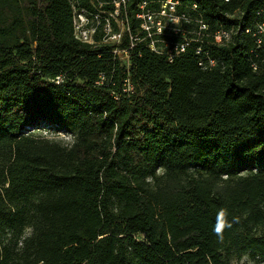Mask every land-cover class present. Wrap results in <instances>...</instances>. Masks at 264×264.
<instances>
[{"label":"trees","instance_id":"16d2710c","mask_svg":"<svg viewBox=\"0 0 264 264\" xmlns=\"http://www.w3.org/2000/svg\"><path fill=\"white\" fill-rule=\"evenodd\" d=\"M139 1L127 7L134 34ZM179 1L230 37L186 33L171 62L170 45L140 41L127 68L100 28L93 43L75 37L68 0H0V264H218L223 247L264 256V40L253 35L264 0ZM199 45L212 66L198 64ZM39 120L74 125L80 139L50 152L32 135L18 143ZM161 166L165 180L151 184ZM224 173V195L198 179ZM28 224L34 236L18 247Z\"/></svg>","mask_w":264,"mask_h":264},{"label":"built area","instance_id":"2783aa9c","mask_svg":"<svg viewBox=\"0 0 264 264\" xmlns=\"http://www.w3.org/2000/svg\"><path fill=\"white\" fill-rule=\"evenodd\" d=\"M73 14V33L75 37L83 42L93 43V34L100 28L102 33V43H112L116 47L112 49L117 60H121L129 67L130 49L134 48L137 42L146 41V46L158 53L163 52L165 47L166 57L169 62L184 51L188 42L176 41L178 37L185 38L186 33L195 35L194 40L198 38L211 37L213 42L221 43L230 37V31L219 29L213 33L207 32L208 26L202 18L196 16L191 18L184 11L178 12L177 6L181 4L179 0H140L136 2L137 8L134 18L138 23L136 34L132 33L130 25V16L127 7L129 0H91L94 10L90 11L85 7L78 5V0H68ZM229 1V0H225ZM110 6V9H107ZM190 9L196 11V4H192ZM264 12V10H263ZM258 13V12H257ZM190 23V29L181 25V22ZM196 26V27H195ZM256 30L253 35H257V43L264 40V22L256 23ZM250 29L247 28L248 32ZM141 34V38H139ZM124 35H127L128 46L119 48ZM180 35V36H179ZM168 38H167V37ZM171 38V39H169ZM175 38V39H174ZM185 40H187L185 38ZM160 44V45H157ZM162 45V46H161ZM195 54L203 55V59H198V64L202 67L212 66L214 60L208 55V52L202 51L199 45L195 49ZM116 57H114L115 59ZM131 78L124 79V91L129 93L132 89ZM61 76H57L54 81L59 83Z\"/></svg>","mask_w":264,"mask_h":264},{"label":"rangeland","instance_id":"374dc122","mask_svg":"<svg viewBox=\"0 0 264 264\" xmlns=\"http://www.w3.org/2000/svg\"><path fill=\"white\" fill-rule=\"evenodd\" d=\"M187 14V13H185ZM169 81V80H168ZM62 82V80L60 81V83ZM170 83V82H169ZM131 91L129 93L132 94L133 92V86L131 87ZM53 126H51L50 124H45L44 121H38L34 124H28L25 125L23 128L20 129L19 133H18V143L20 142V139H24L26 137H28L29 135L34 136V138L37 141H40L42 143L43 146H47L45 148H47V151H51V149L55 150V148L53 147V145H58L60 146V148L62 150H69L71 149V147L74 146L75 142H77L80 138H79V133L77 131V128L74 125H69L68 126H64V125H55L54 127L57 129L52 128ZM20 138V139H19ZM51 147V148H49ZM134 152L131 151V154ZM1 157V155H0ZM1 163V162H0ZM1 165V164H0ZM166 168L164 166L158 167L155 169V174L158 175L157 180H155V176L154 175H148L146 177V179L149 182H153L151 184H155L157 182H162L165 180L166 175L164 176V173L166 174L167 172ZM253 171L255 172V169H253ZM252 171V172H253ZM240 174V175H239ZM238 176L237 175H231L228 179L232 180V181H236V178L238 179H243L248 173L246 171L239 173ZM226 176L227 174H222V175H206L204 174V176H200V178L198 179H202V180H213L216 181V185L214 186L215 189H217L216 193L218 195H224L226 194ZM241 176V177H240ZM219 179H221L219 181ZM176 182V181H175ZM10 182H6L5 185L9 186ZM60 184H62V182L60 183H56V189H62L60 187ZM53 191V190H50ZM112 201L114 202L115 205H119V198L117 196L112 198ZM27 204L29 203V201H26ZM124 208V207H123ZM24 209L29 210V206L28 205H24ZM120 209L117 211L119 212ZM263 231V227L261 229ZM34 228H32V226H30L29 224L25 226L23 232L21 233L20 238L18 239L17 242V246L21 247L24 244V239L26 238H32L34 236ZM137 238L139 241H141L142 239H140V237H135ZM220 252V259L218 261V264H264V256H262L259 252L255 251L252 248H239L236 247L234 249H231L230 251L228 250V252H226V248L224 249L221 248L219 250Z\"/></svg>","mask_w":264,"mask_h":264},{"label":"clouds","instance_id":"9594fccd","mask_svg":"<svg viewBox=\"0 0 264 264\" xmlns=\"http://www.w3.org/2000/svg\"><path fill=\"white\" fill-rule=\"evenodd\" d=\"M226 217V210H221L219 213H218V223H217V226L215 228V231L217 233H219L220 231H222V229L224 228L225 226V218Z\"/></svg>","mask_w":264,"mask_h":264}]
</instances>
